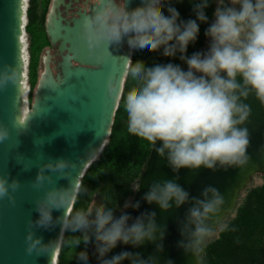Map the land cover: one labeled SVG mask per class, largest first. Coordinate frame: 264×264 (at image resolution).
<instances>
[{
  "label": "clouds",
  "instance_id": "1",
  "mask_svg": "<svg viewBox=\"0 0 264 264\" xmlns=\"http://www.w3.org/2000/svg\"><path fill=\"white\" fill-rule=\"evenodd\" d=\"M183 0H94L91 13L83 21V35L90 50L107 45H127L140 56L159 52L167 62L145 65L128 60L127 75L133 87L123 96L129 133L152 145L177 176L153 181L142 199L161 210L194 200L188 219L202 218L217 212L223 203L218 189L209 185L203 198L190 197L176 180L181 168L201 166L216 171L243 165L248 159L249 131L245 125L251 113L245 103L254 95L264 104V0H214L212 20L206 9L213 0H189L194 18L181 17L175 6ZM164 9V10H161ZM207 23L204 35L207 48L188 53L200 35V25ZM182 63H176L175 60ZM186 65V67H184ZM237 77H240L238 80ZM7 135L0 130V140ZM159 142V143H158ZM47 168L62 173L67 162H48ZM45 176L36 177L34 187L41 188ZM11 188L18 187L12 181ZM140 185L132 187V193ZM76 191L68 186H53L38 197L35 221L30 224L48 229L60 225L64 246L76 252L77 264H90L89 252L98 264H159L157 256L144 257L138 251L122 249L109 256L118 245L139 248L146 241L155 242L163 251L165 227L158 225L156 212L144 210L133 216L127 209H139L140 200L132 196L115 207L107 203L94 210H76L54 217L53 211L66 209ZM9 195V183L0 176V198ZM207 231L200 227L193 235L198 242ZM73 235L67 239L63 233ZM184 237V231L181 229ZM26 252L46 254L54 247L52 239L29 230L25 236ZM185 252L188 241H178ZM165 264H174L171 259Z\"/></svg>",
  "mask_w": 264,
  "mask_h": 264
},
{
  "label": "water",
  "instance_id": "2",
  "mask_svg": "<svg viewBox=\"0 0 264 264\" xmlns=\"http://www.w3.org/2000/svg\"><path fill=\"white\" fill-rule=\"evenodd\" d=\"M136 3L138 0H132V6ZM23 6L24 0H0V130L7 133L0 140V176L9 183V195L0 198V264H55L60 225L56 223L45 229L30 224L29 221H35L38 216L35 202L53 186L71 183L77 191L80 177L109 136L132 51L126 43L102 45L90 50L84 35L78 31V25L86 17L83 14L72 37L66 25L53 21L48 26L51 43H57L61 54L68 50L71 55L61 56L56 72L51 68L49 56L45 58L28 103L21 39ZM72 60L77 65H73ZM245 103L251 108L244 125L250 139L247 161L227 170L213 171L202 166L198 169L181 168L176 180L190 197L203 198L202 192L207 186L215 187L223 196L220 209L202 218L200 223L195 218L188 219L189 210L196 204L194 200L167 211L155 203L144 202L142 196L153 181L177 176L151 145L137 180L139 191L133 194L134 199L140 200V208L127 211L133 216L144 210L156 212L157 224L165 227L163 251L157 252L155 242L146 241L139 248L118 245L109 256L128 249L138 251L144 257L157 256L159 264H165L168 259L174 264L199 263L207 237L214 234L223 219L232 213L240 193L253 176L264 175V104L254 95H249ZM58 159L67 162L62 173L46 167L48 162ZM39 174L46 179L37 189L34 183ZM12 181L18 182L16 189L11 188ZM72 202L66 209L54 210L53 216L68 214ZM200 227L207 231L197 242L193 232ZM29 230L45 241L52 239L54 247L46 254L33 252L29 255L25 250V236ZM182 239L188 241L187 252L178 246L177 242ZM95 264H98L97 260Z\"/></svg>",
  "mask_w": 264,
  "mask_h": 264
},
{
  "label": "trees",
  "instance_id": "3",
  "mask_svg": "<svg viewBox=\"0 0 264 264\" xmlns=\"http://www.w3.org/2000/svg\"><path fill=\"white\" fill-rule=\"evenodd\" d=\"M175 6L182 18H194L189 0L176 3ZM215 2L206 9L209 22ZM164 10V9H161ZM207 23L200 25V35L195 44H190L188 53L201 50L205 42L204 30ZM169 57L159 52H149L140 56L135 51L131 53V61L145 65L157 62H167ZM176 63H182L178 59ZM186 67V65H184ZM27 83L29 86L28 100L37 84L38 72L36 58L28 59ZM133 87L130 77L126 74L123 88L113 116V122L107 141L96 158L87 166L79 179L76 195L74 196L68 214L76 210L86 211L90 202L89 193L96 192L100 205H122L125 199L133 196L132 187L137 184L151 144L147 140L131 134L127 130V116L124 110L123 96ZM260 176V175H259ZM262 182L250 185L240 193L239 199L231 214L223 219L218 230L209 235L205 241L203 254L198 264H264V175ZM73 233H63V238L71 237ZM59 243L55 264H77L76 252ZM90 264H95L96 258L89 252Z\"/></svg>",
  "mask_w": 264,
  "mask_h": 264
},
{
  "label": "flooded vegetation",
  "instance_id": "4",
  "mask_svg": "<svg viewBox=\"0 0 264 264\" xmlns=\"http://www.w3.org/2000/svg\"><path fill=\"white\" fill-rule=\"evenodd\" d=\"M94 6V0H24L22 42L23 50L27 57L38 59L40 71L43 69L44 60L50 58V65L53 72H56V65L64 54L71 55V51L64 50L61 54L58 51L57 43H51L48 26L53 21L66 25L71 34L76 30L78 20L83 14L88 16ZM85 17V18H86ZM78 25V31L83 36V21ZM69 46V44H67ZM73 65L77 62L71 61Z\"/></svg>",
  "mask_w": 264,
  "mask_h": 264
},
{
  "label": "rangeland",
  "instance_id": "5",
  "mask_svg": "<svg viewBox=\"0 0 264 264\" xmlns=\"http://www.w3.org/2000/svg\"><path fill=\"white\" fill-rule=\"evenodd\" d=\"M216 6V5H215ZM207 48V38L205 39V42H204V45L203 47L201 48L202 49H206ZM28 57H27V64H26V73H25V81H26V98H27V102L30 103V101L28 100V93H29V86H28V83H27V71H28ZM36 68H37V72H38V77H39V74H40V65H39V62H38V59H36ZM38 79V78H37ZM262 182V179L259 175H256V176H253L252 180L250 181V185L254 186V185H258ZM89 196H90V202L88 204V207H87V210L86 211H89V210H94L96 207L100 206V198L98 196V194L96 192H93V193H89ZM92 252V251H91ZM93 254V253H92Z\"/></svg>",
  "mask_w": 264,
  "mask_h": 264
}]
</instances>
